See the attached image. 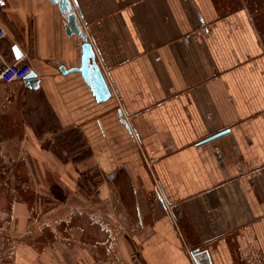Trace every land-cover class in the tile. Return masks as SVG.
I'll return each mask as SVG.
<instances>
[{
	"label": "crops",
	"instance_id": "1",
	"mask_svg": "<svg viewBox=\"0 0 264 264\" xmlns=\"http://www.w3.org/2000/svg\"><path fill=\"white\" fill-rule=\"evenodd\" d=\"M69 1L107 99L60 69L80 65L82 39L56 2L0 0V59L38 77L0 81V124L20 130L4 139L36 158L40 216L14 201L5 264H195L202 250L264 264V6Z\"/></svg>",
	"mask_w": 264,
	"mask_h": 264
},
{
	"label": "rangeland",
	"instance_id": "2",
	"mask_svg": "<svg viewBox=\"0 0 264 264\" xmlns=\"http://www.w3.org/2000/svg\"><path fill=\"white\" fill-rule=\"evenodd\" d=\"M235 4L247 6L252 15H257L264 6V0H236ZM3 125L0 124V264L10 261L11 248L18 238L13 230L20 227L21 211L12 209L14 201L24 204L23 213L27 222L35 225L40 218L37 210L36 158L21 157L25 147L4 139L13 134L19 135V128L10 131Z\"/></svg>",
	"mask_w": 264,
	"mask_h": 264
},
{
	"label": "water",
	"instance_id": "3",
	"mask_svg": "<svg viewBox=\"0 0 264 264\" xmlns=\"http://www.w3.org/2000/svg\"><path fill=\"white\" fill-rule=\"evenodd\" d=\"M56 2L60 7V10L66 16L65 31L68 34L76 33L81 39V60L78 67H71L69 69H64L63 66L60 67L62 71H80L82 77L91 87L93 94L97 100H104L110 96V90L106 79L96 61L95 52L92 47V44L89 42L88 37L83 30L81 24L78 22V19L75 15V12L72 11V5L69 0H50ZM15 56L18 58L22 54L18 48H13ZM23 82L30 88H37L38 86V77H36L35 72L29 71ZM226 130L220 131L217 134L224 133ZM216 135H212L207 139H211ZM206 139V140H207ZM195 264H211L208 258V253L206 250L198 251L196 253Z\"/></svg>",
	"mask_w": 264,
	"mask_h": 264
},
{
	"label": "built area",
	"instance_id": "4",
	"mask_svg": "<svg viewBox=\"0 0 264 264\" xmlns=\"http://www.w3.org/2000/svg\"><path fill=\"white\" fill-rule=\"evenodd\" d=\"M6 36V29L0 22V40ZM31 70L28 62L16 60L14 62H6L0 59V81L8 83L14 80H23L25 75ZM99 187L94 191L95 195L99 194ZM195 257V252H191Z\"/></svg>",
	"mask_w": 264,
	"mask_h": 264
}]
</instances>
